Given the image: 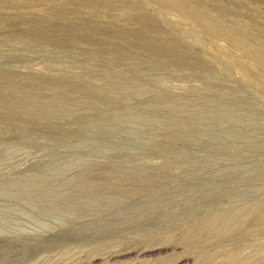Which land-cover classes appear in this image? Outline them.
Here are the masks:
<instances>
[{"label": "rangeland", "instance_id": "rangeland-1", "mask_svg": "<svg viewBox=\"0 0 264 264\" xmlns=\"http://www.w3.org/2000/svg\"><path fill=\"white\" fill-rule=\"evenodd\" d=\"M264 264V0H0V264Z\"/></svg>", "mask_w": 264, "mask_h": 264}, {"label": "bare ground", "instance_id": "bare-ground-1", "mask_svg": "<svg viewBox=\"0 0 264 264\" xmlns=\"http://www.w3.org/2000/svg\"><path fill=\"white\" fill-rule=\"evenodd\" d=\"M32 264H47V263H45V262H44V263H40V261H38V262L35 261V262L32 263ZM50 264H54V262H51Z\"/></svg>", "mask_w": 264, "mask_h": 264}]
</instances>
